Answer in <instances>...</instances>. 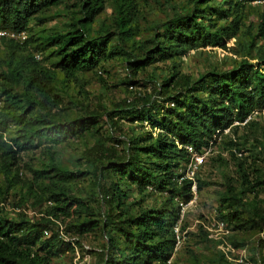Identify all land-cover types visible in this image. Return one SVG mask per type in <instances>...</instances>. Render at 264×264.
<instances>
[{
  "label": "trees",
  "instance_id": "16d2710c",
  "mask_svg": "<svg viewBox=\"0 0 264 264\" xmlns=\"http://www.w3.org/2000/svg\"><path fill=\"white\" fill-rule=\"evenodd\" d=\"M73 1L80 11L73 12L65 29L46 34L36 42L28 36L23 43L9 38L0 40V54L5 55L0 65V173L6 181L5 190L0 188V200L7 203L12 190L20 189L22 193L13 204L22 209L16 214L22 218L20 222L9 220L3 215L5 210L0 212V264H52L55 258L73 253L77 241L66 240L65 232L51 227L50 220L62 219H77L70 230L79 235L96 230L105 235L108 248L104 264H169L176 245L174 229L180 219L178 202L188 203L194 196L192 182L179 184L176 180L180 168L190 160L186 147L200 152L210 146L218 132L227 137L225 130L236 133L241 126L257 127L255 112L264 117V54L255 63L248 62L258 50V42L264 40V18L258 35L245 46V60L236 69L213 73L209 79L195 83L177 71L156 92L168 97L163 105L146 96L140 99L141 106L129 102L134 107L110 114L111 118L120 115L132 123L140 122L142 129L149 127L150 131L130 138L129 155L124 160L108 158L100 141L86 149L96 178L93 191L107 206L106 213L100 216L103 220H97L89 205L72 190L89 173H74L44 163L42 169L31 167V180L23 181L15 167L22 153L42 147L54 149L72 140L99 135L102 115L97 112L88 111L86 116L66 122L58 118L66 110L60 88L68 82L128 56L130 73L136 77L154 64L186 58L200 50L229 52L243 25L239 10L245 5L264 6V0H193L191 12L178 13L158 26L154 38L140 48L145 51L144 56L131 57L125 49L135 33L139 14L136 0H118V33L105 24L95 28L107 0H0V30L26 32L35 15L66 8ZM149 43L153 47L147 46ZM32 44H36L35 50L30 49ZM47 51L56 60L53 69L40 62L42 53ZM173 89L179 92L173 95ZM249 117L245 125H235L245 123ZM11 124L16 129L15 136L10 142H2ZM234 158L241 189L236 191L229 186L223 202L229 205L225 209L228 212L221 213L220 219L235 231L261 230L264 213L254 201L264 189L262 172L256 168L253 180L246 160L237 154ZM150 188L167 195L164 203L159 208L134 212L133 204L127 202L130 194L134 191L140 197L134 205L141 208ZM252 195L255 198L249 202ZM28 202L34 208L47 203L50 210L39 222L31 223L25 208Z\"/></svg>",
  "mask_w": 264,
  "mask_h": 264
},
{
  "label": "rangeland",
  "instance_id": "374dc122",
  "mask_svg": "<svg viewBox=\"0 0 264 264\" xmlns=\"http://www.w3.org/2000/svg\"><path fill=\"white\" fill-rule=\"evenodd\" d=\"M139 6L134 37L125 44V49L131 55L144 56L145 42L152 40L161 26L176 14L183 11L191 12L194 8L193 0H136ZM226 0H217L224 3ZM75 2L68 7L53 9L45 15H35L30 21L27 29V36L38 41L40 37L58 29H65L67 23L73 17V12H79L80 8L74 7ZM120 1L107 0L104 12L98 17L95 28L102 24L112 27V31L118 33L116 19L119 16ZM185 8V9H183ZM243 25L234 43L231 44L229 52L200 50L193 52L186 58H179L167 63H157L146 71L140 72L136 77L132 76L129 70V58L115 59L105 63L98 71L78 76L77 81L68 82L60 88L64 98L65 112L58 118L63 122L72 118L86 116L88 111L97 112L102 115L100 132L98 136H88L85 140H72L67 144L59 145L54 149L42 147L31 153H22L18 159L15 169L23 181L31 180L30 168L42 169L45 164H54L62 169L74 173H89L72 186L75 196L82 198L93 210L97 220H103L102 216L107 211L104 204L96 193L93 186L96 183L93 167L87 161L86 149H91L97 141L103 144L107 151V157L111 160H124L129 155L130 138L141 132H148L150 128L142 129L140 122L132 123L128 119H121L120 115L114 118L111 113H118L125 108L141 106L142 98L151 96L153 100L163 105L168 97H161L156 94L161 90L164 80L171 78L178 71L180 76L188 77L190 82L207 80L213 73L234 70L242 64L244 49L251 38L259 33V27L264 18V6L245 5L241 8ZM184 12V13H186ZM118 40V39H116ZM121 43V41H120ZM124 46L123 43H121ZM153 47V44L147 45ZM31 50L36 49L32 44ZM260 51V52H259ZM42 52L38 54L41 56ZM50 51L42 53V66L53 69L51 66L56 61L49 57ZM264 54V40L258 42V50L252 53L249 63L253 64ZM45 60V58H48ZM249 58V57H248ZM4 54H0V65H3ZM171 91L175 95L179 90ZM166 104V103H165ZM129 105V106H128ZM254 117L257 127L241 126L236 133H225L227 137L215 134L211 142H214L213 152L202 167L198 180L197 190L193 199L188 203L184 219L182 220L183 241L181 245H175L174 252L169 264H243L240 261H248L251 264H262L264 259V227L258 230L235 231L228 222L220 219L221 213H227L228 204H224L228 196L229 186L239 191L241 189V177L238 174L237 161L234 158L235 151L243 154L241 160H246L249 173L253 180L258 168L262 172L264 180V117L255 112ZM253 117V118H254ZM113 119V120H112ZM117 122V124H115ZM236 123V122H235ZM10 131L2 136V142H10L15 136V127L10 125ZM236 144V145H232ZM45 145H48L45 144ZM235 150V151H234ZM242 150V151H240ZM109 160L106 159V163ZM183 164V162H182ZM201 187V189H199ZM0 188L5 190L6 181L0 173ZM20 189L12 190L7 200L8 208L3 213L9 220L20 222L21 217L14 214L12 208L16 200L21 198ZM91 197H93L91 199ZM167 195H161L156 188H150L148 197L142 207L134 205L140 200L134 191L130 194L128 203L133 204L132 210L149 209L153 206L159 208L165 201ZM252 202L253 195L249 196ZM244 201V200H243ZM1 202V200H0ZM184 202L180 200V204ZM256 208L264 213V189L259 191L255 199ZM29 222H39L42 215L50 210L47 203L41 208H34L31 202L26 204ZM5 218V217H4ZM48 219V218H47ZM50 220V219H49ZM54 231L65 232L68 239L77 241L75 251L68 253L61 258L52 260V264H104V257L107 255V238L100 231L96 230L84 235L74 233L72 225L77 224V219L50 220ZM224 222L229 235L225 236L223 230H219L218 224ZM228 223V224H227ZM223 240L231 246L227 254L224 253Z\"/></svg>",
  "mask_w": 264,
  "mask_h": 264
},
{
  "label": "built area",
  "instance_id": "2783aa9c",
  "mask_svg": "<svg viewBox=\"0 0 264 264\" xmlns=\"http://www.w3.org/2000/svg\"><path fill=\"white\" fill-rule=\"evenodd\" d=\"M259 3H261V2H259ZM2 38H9V39H13V40H16L18 42L23 43L27 39V33L26 32L19 33V32L7 31V30H0V40ZM37 59H40V57L37 56ZM250 119H251V117H249L248 120H246L245 123H242V124L236 122L235 125H237V126L238 125H245ZM225 133L228 134L229 130H225ZM213 146H214V142H211L210 146L208 148H204L200 152L197 151L196 149H194L193 147H186L189 154H190V160L186 165H183L180 168V170L178 172V177L176 180L179 184H182L185 181L192 182V192L194 194H196V190H197V184H196L197 175L201 172L202 167L205 165L209 156L212 154ZM236 154L238 155V157L243 156V154L240 152H236ZM190 202H188V203H190ZM188 203L182 202L180 204V219H179L178 224L176 225V227L174 229L175 235H176V245L177 246L181 245V243L183 241V232H182L181 223L185 217L187 208L189 207ZM8 206H9L8 203L0 202V212L3 210L6 211ZM12 211L14 212V214H19L22 212V209L17 207V208H12ZM218 228H219V230L220 229L223 230V233L225 231V233H224L225 236L230 234L229 231L226 230V224L224 222H221L220 224H218ZM45 235L48 236L49 232L46 231ZM66 240L73 241L72 239H68V238H66ZM223 243H224L223 251L225 254H227V252L230 251L231 246L229 245V243L226 240H223ZM240 262L243 264H251L250 262H248V261L244 262L243 260H241Z\"/></svg>",
  "mask_w": 264,
  "mask_h": 264
}]
</instances>
